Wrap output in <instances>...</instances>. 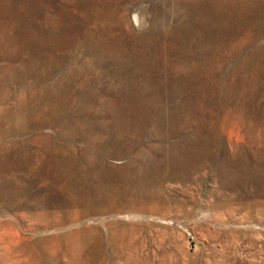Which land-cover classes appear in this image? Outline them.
Instances as JSON below:
<instances>
[{
  "label": "rangeland",
  "instance_id": "rangeland-1",
  "mask_svg": "<svg viewBox=\"0 0 264 264\" xmlns=\"http://www.w3.org/2000/svg\"><path fill=\"white\" fill-rule=\"evenodd\" d=\"M0 264H264V0H0Z\"/></svg>",
  "mask_w": 264,
  "mask_h": 264
},
{
  "label": "bare ground",
  "instance_id": "bare-ground-1",
  "mask_svg": "<svg viewBox=\"0 0 264 264\" xmlns=\"http://www.w3.org/2000/svg\"><path fill=\"white\" fill-rule=\"evenodd\" d=\"M61 159V158H60ZM143 167V166H142ZM118 181V180H117ZM74 182V181H73ZM61 183V182H60ZM112 183V182H111ZM77 184V183H76ZM152 209V208H151Z\"/></svg>",
  "mask_w": 264,
  "mask_h": 264
}]
</instances>
